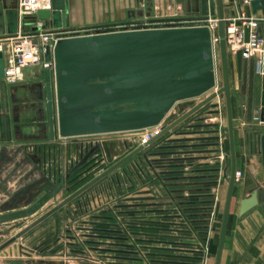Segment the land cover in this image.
<instances>
[{
    "label": "water",
    "instance_id": "water-1",
    "mask_svg": "<svg viewBox=\"0 0 264 264\" xmlns=\"http://www.w3.org/2000/svg\"><path fill=\"white\" fill-rule=\"evenodd\" d=\"M245 0H198L197 13L190 18L216 17V32L221 71V85L203 99L184 109L170 123L145 142L139 143L118 160L93 175L66 197L39 215L29 224L0 244V250L49 218L71 200L106 176L115 181L112 173L126 161L142 152L170 130L184 134L179 128L200 109L223 94L229 145V174L222 217L216 242L213 264H220L227 221L236 183V149L232 112L230 53L226 38V10L236 14ZM252 12L264 14V0H248ZM66 0H50V6L39 8L30 20H43L42 27H62ZM7 17V35L18 29L16 1L0 0V26ZM250 27H244V41L249 40ZM238 76L241 74L243 55L238 48L233 54ZM54 60V68L41 70L49 113L51 137H76L119 131H133L156 126L176 102L200 96L216 86L214 44L207 25L117 30L59 38L52 49L46 47L45 59ZM4 75L3 53L0 50V78ZM261 104L264 107V44L262 52ZM187 127L195 126L187 123ZM197 126V125H196ZM264 165V132L257 133ZM218 137V136H216ZM200 140L208 137H197ZM213 138V136L209 137ZM177 138L175 140H185ZM106 146L107 142L104 140ZM239 214L259 204L254 181L244 183ZM44 193L30 205L0 213V222L24 217L35 212L49 198ZM139 198V197H138ZM99 222V221H91ZM101 223V222H100ZM106 223V222H105ZM112 224V223H109ZM95 229L88 227V230ZM118 232L115 229H106ZM87 236H101L88 233ZM109 236V235H106ZM123 239V237L112 236ZM92 241V240H90ZM107 245H125L100 241ZM128 245V244H126ZM124 252L122 248H109ZM126 251V250H125ZM128 251V250H127ZM131 252V251H130ZM134 252V251H133Z\"/></svg>",
    "mask_w": 264,
    "mask_h": 264
},
{
    "label": "crops",
    "instance_id": "crops-1",
    "mask_svg": "<svg viewBox=\"0 0 264 264\" xmlns=\"http://www.w3.org/2000/svg\"><path fill=\"white\" fill-rule=\"evenodd\" d=\"M14 1L16 0H8V3ZM197 3L198 0H66L62 27L69 29L118 21L130 22L145 15L192 17L197 13ZM235 9L236 14L233 17L245 16L257 19L256 31L264 37V14L260 9L255 13L252 12L248 0L241 4L239 10ZM231 17L227 9L226 19ZM3 22L4 27L0 26V37L8 33L7 17L3 18ZM51 27L53 26L48 28ZM259 60L260 63H258ZM230 62L233 63L238 80V93L232 91V112L236 169L241 171V176L237 177L233 189L220 264H264V165L262 164L260 143L256 139L257 133L264 132V107L261 104V85L254 84L253 76L255 73L259 74L258 78L261 79L262 53L256 51L243 58L240 76H238L233 55L230 57ZM177 110L178 107L175 111ZM209 115L208 111L205 114L198 111L187 122L190 125L209 124L212 120ZM196 117L204 119L198 123V120L194 119ZM210 129H213L211 125L199 128L188 126L181 129L186 131V134H172V139H187L186 142L175 140L176 142H172V145L185 144V151H201V153L189 152L185 154L180 153L182 148H172V178H174L172 180L184 183V186H180L177 192L181 198L179 200H182L183 204L203 208L204 216L201 218L209 220L204 236L209 235V240L216 244L228 185L229 145L228 141L227 145L222 141L218 146L211 144L213 142L209 140V137L212 136ZM206 136L208 138L203 140L197 138ZM56 140L51 137L41 71L37 67L28 66L23 69V78L17 82H7L3 77L0 78V149L3 146L7 147L10 151L9 154L14 153V158L17 155L16 159H21L23 154L28 152V146L36 145L37 152L31 155V158L33 163L41 165L39 167L41 175L54 176L55 158L58 159V165L60 163L65 176L71 166H77L81 161L80 165H84L81 168L87 167L92 157L90 156V148L93 147L91 142L87 143V140L82 139L81 144L72 145ZM214 149H217L216 154H214ZM86 156L87 159L83 161ZM77 158L78 161L75 160ZM180 160L192 164L189 172L178 171L182 164ZM212 160L215 164L211 163ZM196 161L197 163L194 165ZM27 168L22 169V172L16 170L18 173L15 175L16 178L11 180V184H17L23 172L27 175H38L35 172L36 169ZM2 175L1 172L0 176ZM127 180L129 181V179ZM248 180L256 183L259 204L240 215L238 212L240 199L243 194H248V192H243L244 183ZM139 181L133 179L131 182H135L137 185ZM184 187H186L185 191H182L181 188ZM144 189L140 188L135 191L136 193H130L128 188V193L125 194L127 200L122 203L124 205L122 208L127 211L133 208V204L140 205L143 202L141 198L147 194L140 192ZM182 192L186 197L181 196ZM122 214L125 215V212ZM215 250L216 245L214 255Z\"/></svg>",
    "mask_w": 264,
    "mask_h": 264
},
{
    "label": "rangeland",
    "instance_id": "rangeland-1",
    "mask_svg": "<svg viewBox=\"0 0 264 264\" xmlns=\"http://www.w3.org/2000/svg\"><path fill=\"white\" fill-rule=\"evenodd\" d=\"M148 18L172 21L188 17L169 15H145L139 19ZM125 22L126 21H118L69 29H91L102 31L104 29H111L113 26ZM231 55L232 54H230V57ZM214 70L216 73V86L214 88L200 96L191 97L176 102L175 105L166 113L160 124H158L156 127L161 128L167 125L172 121V119H174V117L177 116V113L180 114L181 110L178 109L177 111H175V109H177L179 105H182L184 109H187L188 107L190 108L199 100L203 99L208 93L215 90L221 85L218 42L214 44ZM230 74L232 91L238 93V80L232 62H230ZM258 75L259 74L256 73L253 75L255 85H261V79L258 78ZM207 111L210 114L209 118H212L211 122H209V124H198L197 126L195 125V127L199 128L200 126L211 125V127L213 128L210 129V132H212L213 136V138H209V140L213 142L211 144L218 146L222 141L223 144L227 145V122L223 94H220L212 102L208 103L206 106L199 110V112H202L204 114ZM194 119L198 120L199 123L201 119L204 118L196 117ZM187 121L188 120H186L184 124L179 127L181 129H185V127H187ZM144 131L145 130L140 129L98 135L99 137H109L111 140L107 142L108 144L106 146L102 145V142L100 141L91 144L93 145V147L90 148V156H92V158L96 153L101 152L104 149L106 151V154L108 153L106 155L107 157L104 159L101 155H96V157L94 158L95 162H93L92 164L93 166L95 165V174H97L99 171L103 170L108 165L122 157L125 153L137 146L140 141V135ZM186 133L187 132H185L184 134ZM172 134H175V132H172V130H170L168 133L160 137L156 142L148 145L142 152L126 161L112 173L118 189L122 191V194H119L120 196L113 199L114 203L122 201L123 203H125V199H123L122 196L128 193V188L130 189V193H136L135 191L140 188H145L143 191H140L141 193H147L144 197L141 198L143 202L140 203V205L133 204V208L127 211L126 209H123L121 205L116 206V208L118 207L119 209L118 211L125 212V215L116 212L114 213L113 218L117 216L116 218H114V220L118 221L119 224L123 226H127L128 236L130 237L131 243V245L125 244L123 246L116 244L108 245L109 248H122L126 250H124V252H116V255L119 259L117 260V262L120 264H213L214 248L216 245L215 242L212 243L211 240H208L207 255L203 253L204 249H202L204 244L203 240L205 237L204 232L207 231V222L209 220H203L201 218L202 216H204L203 208H201L200 206H188L183 204V202H181L182 200H179L181 198H179V194L177 192L178 189H180V186H184V183L179 182V180L177 182H174L172 180L174 179L172 178V148H182V151H180V153L185 154H188L189 152L201 153V151H185V144L172 145V142H174L172 141ZM186 140L187 139L177 140V142H186ZM56 141L61 142L62 140L58 138ZM0 150V173H3V175L0 176V213L30 204L44 193L51 194L50 198L35 212L17 219L0 222V243L7 240L19 228L29 224L39 215L62 200L71 191L87 181L89 176L93 174L90 173L91 175H87L86 178H83L78 182L77 179L79 178V176L81 178V175L85 173L84 171L82 173L79 172L82 169L81 167L84 166L83 164L80 165L82 162L81 161L77 166L73 165L70 167L68 173H66L64 179L65 181L62 180L55 182L52 175L48 176L40 174L41 169H39V167H41V165H39L38 163H33L32 158L28 153L23 154L21 159H16L17 155L15 154L16 157L14 158V153L9 154L8 152L10 151L7 149V147L5 148L3 146ZM214 151V154H216L217 149H214ZM85 159H87V156L83 161H85ZM180 161L182 162V164L180 165L181 167L178 168V171L182 173L189 172L192 164L184 160ZM195 163H197V161L194 162V165H196ZM211 163H214V161ZM199 165L200 163L198 164V166ZM62 166L64 167L63 164ZM27 167L36 169L35 172H37L38 175H27L23 172V175H20L21 178L19 182L17 184H11V180L16 178L15 175H17L18 173L16 170L21 171L22 169H25ZM127 179H129V181ZM133 179L137 180V182L139 180L140 181L136 185L135 182H131ZM109 180L110 176H106L97 183L103 184L105 181L109 182ZM174 185H177L178 187H175ZM185 188L186 187L181 188L182 191H185ZM181 196L186 197L183 192ZM74 203L75 200H71L45 221L30 230L26 237L31 238L35 233L36 235H41L45 233L46 230L51 231V239H53L54 237L57 238V236H60L61 234L65 239V234L67 233V231H69L71 234L75 233L77 235L78 230L76 226L77 224H79V222L77 221V216L76 214H74V210L72 209ZM206 209L208 208L206 207ZM94 212L101 214L104 211L97 209ZM121 217L123 218V222L120 223ZM94 221L99 222H94L92 224L91 227L95 229H92L91 233L101 236H87V238L82 237V239L84 238L87 240V245L94 247L104 244L100 241L110 242L111 240L109 239H114V237H112L114 233L106 230L109 229L107 226L111 224L101 219H97ZM70 238L73 240L65 239L64 245H60L59 247L64 246V248L67 249L72 245L78 246L83 244H76L78 236L77 238ZM116 242H119L118 239L116 240ZM65 252L67 253L68 251L66 250ZM6 253H8L9 255H14L16 254V250L14 249V247H11V249L6 251ZM68 255L71 254H65L66 257ZM141 257L143 259V262L139 261Z\"/></svg>",
    "mask_w": 264,
    "mask_h": 264
},
{
    "label": "built area",
    "instance_id": "built-area-1",
    "mask_svg": "<svg viewBox=\"0 0 264 264\" xmlns=\"http://www.w3.org/2000/svg\"><path fill=\"white\" fill-rule=\"evenodd\" d=\"M50 0H16V8L18 11V29L10 35H5L0 37V50L3 53L4 60V75L3 79L7 82H17L23 78V69L28 66L37 67L40 71L44 68L53 69L54 60L51 57L49 60L45 59L46 47L54 46L55 42L62 37H68L73 35L81 34H90V33H99V32H108V31H117V30H133V29H149V28H164V27H179V26H190V25H207L211 31V38L213 44L218 42V36L216 32V17L208 15L205 19H193V18H184L180 20H161V19H138L135 21L120 23L113 26L111 29H104L102 31L96 30H83V29H67L63 27H42L43 20L34 19L30 20L29 17L36 14V11L39 8L49 7ZM215 24V28L212 29L210 26ZM248 25L250 27L249 40L244 41V27ZM257 19L247 18L245 16L231 17L226 19V38L227 46L230 54H235V51L238 48L242 49L243 57H248L252 53L259 51L263 52L264 37L259 35L256 31ZM260 63V60L259 62ZM157 126V125H156ZM156 126H151L144 128L145 130L140 135L139 143L145 142L154 136L162 128ZM156 127V128H155ZM113 133V132H110ZM107 134H93L85 136H76V137H62L56 136V139H61V142L74 144H81V140H87V143L91 142H102L105 140L109 142L111 139L109 137H99L98 135ZM96 136V137H92ZM37 149L36 145L28 146V154L33 155ZM108 154V153H107ZM105 150L98 152L93 156V158L88 162L89 174H95V162L94 158L96 155H101L102 158H106L107 155ZM60 160V159H59ZM78 161V158L75 159ZM55 169H54V181H62L65 179V175H62V169L60 163L58 165V159L55 158ZM73 164V162H72ZM59 167V168H58ZM88 174V175H89ZM92 174V175H93ZM91 175V174H90ZM91 175V176H92ZM63 176V177H62ZM89 176V178L91 177ZM241 176V171L236 169V178ZM88 178V179H89ZM122 191L118 189L115 181L111 179L109 182L96 183L86 191L74 198L75 203L73 206V212L76 214V219L79 222L76 228L78 230L77 235L71 234L69 231L65 234V239L77 238V243L81 245L71 246L67 249L59 247L64 245L65 239L62 234L60 236L52 237V233L46 231L41 235L33 234L31 238H27V232L24 235L17 238L15 241L10 243L8 246L0 250L2 255H0V264H120L117 262L118 257L117 253L113 250H109L108 245H97L89 246L87 245V234L91 233L88 230V227H91L93 223L91 221L101 219L105 220L108 223H112L107 227L110 229H115L118 232H114L113 236L123 237V239L114 238L109 239L110 242L126 243L130 244V237L128 236L127 226L119 224L118 221L114 220L117 216L113 218L114 213L118 212L119 214L123 211H118L116 206H124L122 202H113V199L120 196ZM124 201L127 200L126 195L122 196ZM31 204V203H30ZM30 204L14 208H24ZM114 205V206H113ZM12 209V210H14ZM102 210L101 214L95 213V210ZM10 211V210H7ZM5 211V212H7ZM122 217L120 223L122 221ZM127 224V223H126ZM23 228V227H22ZM20 228V229H22ZM19 229L16 231L18 232ZM14 232V234L16 233ZM209 232V231H208ZM13 234V235H14ZM83 235V236H82ZM85 235V236H84ZM12 236V235H11ZM10 236V237H11ZM9 237V238H10ZM82 237H84L82 239ZM56 238V240H55ZM73 240V239H71ZM209 240V235L206 234L203 240V253L207 255V244ZM82 241V242H81ZM85 243V245H84ZM1 244V243H0ZM11 247H14L16 254L9 255L6 253ZM127 248V247H125ZM68 251L67 254L65 251ZM133 250V249H132ZM136 252V251H135ZM5 253V254H4ZM140 262H143L142 257L139 259Z\"/></svg>",
    "mask_w": 264,
    "mask_h": 264
},
{
    "label": "flooded vegetation",
    "instance_id": "flooded-vegetation-1",
    "mask_svg": "<svg viewBox=\"0 0 264 264\" xmlns=\"http://www.w3.org/2000/svg\"><path fill=\"white\" fill-rule=\"evenodd\" d=\"M89 162H90V161H89ZM88 164H89V163H88ZM87 166H88V165H87ZM84 168H85V167H84ZM84 168L81 169V170L79 171V172H81V173L84 171L85 173L81 175V178H80V176H79V178L77 179L78 182H79L81 179L86 178V176L89 174V169H88V167H86L85 170H84ZM79 172H78V173H79ZM23 227H24V226H23ZM21 228H22V227H21ZM19 230H20V228H19ZM46 231H48V230H46ZM46 231H45V232H46Z\"/></svg>",
    "mask_w": 264,
    "mask_h": 264
},
{
    "label": "bare ground",
    "instance_id": "bare-ground-1",
    "mask_svg": "<svg viewBox=\"0 0 264 264\" xmlns=\"http://www.w3.org/2000/svg\"><path fill=\"white\" fill-rule=\"evenodd\" d=\"M210 27H211L212 29H214V28H215V24H212ZM0 255H2V252L0 253Z\"/></svg>",
    "mask_w": 264,
    "mask_h": 264
}]
</instances>
